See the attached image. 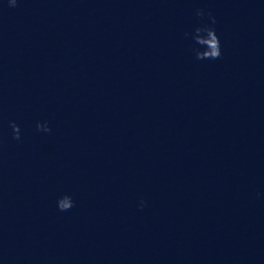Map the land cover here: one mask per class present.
I'll list each match as a JSON object with an SVG mask.
<instances>
[{
    "label": "clouds",
    "instance_id": "obj_1",
    "mask_svg": "<svg viewBox=\"0 0 264 264\" xmlns=\"http://www.w3.org/2000/svg\"><path fill=\"white\" fill-rule=\"evenodd\" d=\"M9 4L12 7H15L17 4V0H9ZM197 15L203 16L204 13L202 10H197ZM209 17L212 23H215V18L211 17V13H209ZM187 36L188 34L185 33ZM192 39L195 41L196 44L200 45V48H194L193 51L195 53V57L198 60H215L220 58L221 56V46L220 40L216 31L213 27L209 25H204L202 27H197L192 35ZM203 49V50H201ZM9 127L12 129V138L15 140L20 139V128L14 122H9ZM38 131H42L45 133H50L51 128L48 126L47 122L44 123H37L36 125ZM144 202L141 201L140 207H143ZM74 206V201L71 196L64 195L60 197L57 201V207L60 211H67L70 210Z\"/></svg>",
    "mask_w": 264,
    "mask_h": 264
}]
</instances>
